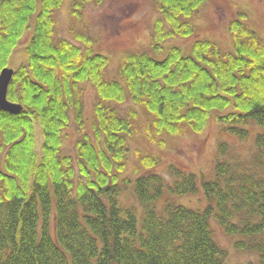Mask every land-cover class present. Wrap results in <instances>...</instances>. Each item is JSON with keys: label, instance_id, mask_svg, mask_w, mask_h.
Segmentation results:
<instances>
[{"label": "trees", "instance_id": "trees-1", "mask_svg": "<svg viewBox=\"0 0 264 264\" xmlns=\"http://www.w3.org/2000/svg\"><path fill=\"white\" fill-rule=\"evenodd\" d=\"M65 1L0 0V73L31 33L7 94L22 110L0 109V264H228L213 217L237 238L236 249L264 264V37L248 15L230 22L228 47L199 37L186 49L168 42L196 35L208 0H156L151 51L127 53L109 77L111 59L91 35L73 28L71 37L59 35ZM103 1L70 0L73 20ZM141 111L153 141L200 132L215 117L222 136L253 140L250 158L232 159L223 139L208 178L174 164L167 177L154 170L160 159L146 155L147 172L133 180L125 170ZM72 123L82 132L75 155L63 152ZM129 184L141 209L121 201ZM199 191L203 208L177 200Z\"/></svg>", "mask_w": 264, "mask_h": 264}, {"label": "rangeland", "instance_id": "rangeland-1", "mask_svg": "<svg viewBox=\"0 0 264 264\" xmlns=\"http://www.w3.org/2000/svg\"><path fill=\"white\" fill-rule=\"evenodd\" d=\"M70 0L56 12L58 32L60 36L71 37L70 28L83 30L91 35L96 51L105 53L111 59L107 69L109 77H116L122 59L127 53L151 51V33L155 19L159 16L156 0H104L100 4H90L83 11L79 22L71 16ZM248 15L247 22L264 37V0H208L196 15V35L179 37L170 40L169 44H179L189 49L196 38H210L228 47L232 42L229 24L241 13ZM28 32L10 58L9 67L17 68L25 60V44L30 37ZM96 90L90 84L85 86V132L92 133ZM147 115L141 111L139 127L129 137V154L125 175L135 179L139 174L147 172L142 158L154 155L160 163L154 170L170 177L169 166L174 164L186 171L195 172L206 177L213 175L217 145L226 139L232 146V159L247 161L253 150V140H240L234 136L220 134L221 126L212 117L200 132L185 134H159L158 141L148 136L146 129ZM63 152L75 155V145L82 132L76 123L66 129ZM163 140V141H162ZM160 141L164 144L161 145ZM173 180V179H172ZM180 203L193 208H203L206 197L203 191L177 197ZM121 201L125 205H135L141 209L134 193L133 186L123 191ZM214 236L228 251V264H255L257 255L252 251L238 250L235 247L236 237L228 235L215 217L211 219Z\"/></svg>", "mask_w": 264, "mask_h": 264}, {"label": "water", "instance_id": "water-1", "mask_svg": "<svg viewBox=\"0 0 264 264\" xmlns=\"http://www.w3.org/2000/svg\"><path fill=\"white\" fill-rule=\"evenodd\" d=\"M14 72V68L7 66L0 73V109L16 114L21 112L22 105L10 101L7 96Z\"/></svg>", "mask_w": 264, "mask_h": 264}]
</instances>
